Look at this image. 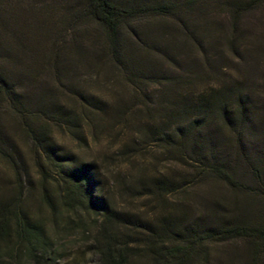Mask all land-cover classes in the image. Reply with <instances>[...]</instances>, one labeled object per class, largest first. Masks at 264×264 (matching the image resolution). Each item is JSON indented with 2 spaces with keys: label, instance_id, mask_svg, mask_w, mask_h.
Listing matches in <instances>:
<instances>
[{
  "label": "rangeland",
  "instance_id": "374dc122",
  "mask_svg": "<svg viewBox=\"0 0 264 264\" xmlns=\"http://www.w3.org/2000/svg\"><path fill=\"white\" fill-rule=\"evenodd\" d=\"M114 1L173 9L128 19L119 55L89 0H0V67L22 96V113L35 127L50 121L53 147L92 168L107 198L127 213L201 229L264 222L263 197L205 171L216 164L240 183L264 185V7L236 19L232 43L228 8L237 0ZM208 102L230 107L237 122L228 124ZM25 119L0 104V201L19 198L54 245L38 261L12 240L0 264H102L93 240L100 230L64 233L61 186L42 177L43 157ZM159 180L175 186L167 197ZM251 249L241 240L206 243L189 264H251Z\"/></svg>",
  "mask_w": 264,
  "mask_h": 264
},
{
  "label": "trees",
  "instance_id": "16d2710c",
  "mask_svg": "<svg viewBox=\"0 0 264 264\" xmlns=\"http://www.w3.org/2000/svg\"><path fill=\"white\" fill-rule=\"evenodd\" d=\"M257 6L264 7V0H237L229 6V13L235 19L231 30L232 43L236 38L240 15L248 8ZM88 9L108 29L113 52L120 55L119 33L128 19L147 12H171L173 8L165 4L129 8L115 3L114 0H89ZM2 102L10 103L14 113L19 112L23 117L29 118V121L25 119V131L43 157V163H39V171L47 182L55 181L61 186L59 205L67 213L63 224L64 233H68V236L80 231L83 236L89 237L93 229L100 230L98 233L101 237L93 240L102 264H140L139 258L143 256L149 260V264H189L196 250L206 243L238 240L252 245L251 264H264V222L235 223L201 229L193 224L181 227L176 217L175 220L174 217H161L158 223H154L151 219H143L135 213H127L117 208L114 200L107 198L99 185L98 174L92 168L79 162L71 153L62 155L53 147L50 121L33 126L31 114L29 116L22 113L21 108L24 109L26 105L21 94L0 67V104ZM243 104H240L241 115L244 114ZM203 106L212 107L230 125L237 122V118L231 116V108L227 105L208 102ZM204 116L200 115L198 118L201 119H195V123L204 119ZM51 119L55 120L54 117ZM56 119L60 121L61 118ZM201 127L202 125L194 126V129ZM158 133L164 138L169 136L163 129ZM0 152L2 153L1 149ZM205 171L234 188L250 191L264 198V185L257 187L240 183L216 164L207 165ZM174 188L169 180L158 181L157 190L161 197H167ZM145 196L141 192L139 197ZM44 197L45 203L55 209L56 204L46 192ZM18 200L0 201V251L8 252L9 244L14 240L15 250L18 251L24 246V252L31 254L35 260L50 258L54 242L45 235L43 221L31 220Z\"/></svg>",
  "mask_w": 264,
  "mask_h": 264
}]
</instances>
